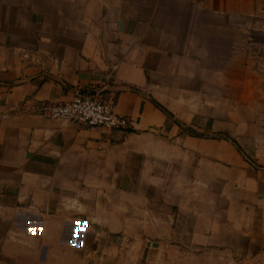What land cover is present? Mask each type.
Instances as JSON below:
<instances>
[{"label":"crops","instance_id":"crops-1","mask_svg":"<svg viewBox=\"0 0 264 264\" xmlns=\"http://www.w3.org/2000/svg\"><path fill=\"white\" fill-rule=\"evenodd\" d=\"M0 264H264V0H0Z\"/></svg>","mask_w":264,"mask_h":264},{"label":"built area","instance_id":"built-area-1","mask_svg":"<svg viewBox=\"0 0 264 264\" xmlns=\"http://www.w3.org/2000/svg\"><path fill=\"white\" fill-rule=\"evenodd\" d=\"M34 113L62 125L115 130L125 129L129 124L127 119L117 113L112 100L101 99L91 90L79 92L72 101L61 105L43 104Z\"/></svg>","mask_w":264,"mask_h":264}]
</instances>
